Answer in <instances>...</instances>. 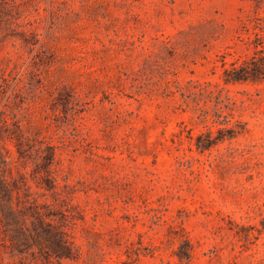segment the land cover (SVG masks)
<instances>
[{"label":"rangeland","instance_id":"1","mask_svg":"<svg viewBox=\"0 0 264 264\" xmlns=\"http://www.w3.org/2000/svg\"><path fill=\"white\" fill-rule=\"evenodd\" d=\"M0 264H264V0H0Z\"/></svg>","mask_w":264,"mask_h":264}]
</instances>
